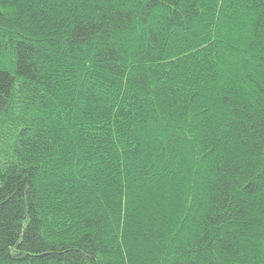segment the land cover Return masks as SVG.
Segmentation results:
<instances>
[{
	"label": "trees",
	"instance_id": "trees-1",
	"mask_svg": "<svg viewBox=\"0 0 264 264\" xmlns=\"http://www.w3.org/2000/svg\"><path fill=\"white\" fill-rule=\"evenodd\" d=\"M0 264H264V0H0Z\"/></svg>",
	"mask_w": 264,
	"mask_h": 264
}]
</instances>
